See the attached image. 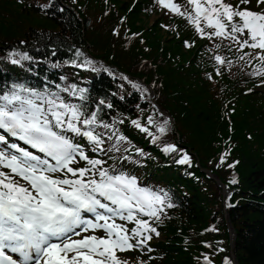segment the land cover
<instances>
[{
    "label": "snow or ice",
    "instance_id": "1",
    "mask_svg": "<svg viewBox=\"0 0 264 264\" xmlns=\"http://www.w3.org/2000/svg\"><path fill=\"white\" fill-rule=\"evenodd\" d=\"M155 4L161 11L182 17L199 37L212 42L207 51L219 65L232 63L218 54L227 41L229 51L233 47L240 51V60H258L261 66L252 75L264 77V0H256L258 10L248 7L251 0L236 4L231 0H155ZM115 34H120L119 29ZM184 43L192 46L187 40ZM245 48L251 51L244 52ZM75 56L84 57L82 63L71 61L77 67L93 63L80 50ZM8 59L21 64L32 57L27 52H11ZM216 72L220 73L219 67ZM87 91L74 83L57 85L55 90L12 83L0 90V264H129L117 256L118 251L143 248L153 233L160 235L150 219L158 220L164 208L173 207L168 193L142 186L137 176L115 163L106 167L107 160L89 154L119 152L120 141L128 138L121 133L111 147L104 148V136L112 140L113 135L97 129L118 132L116 121L109 124L101 118L103 99L95 110L89 109ZM148 91L143 88L144 93ZM147 123L155 124L160 135L168 131V119L157 124L149 116ZM132 124L152 136L153 143L160 139L138 120ZM136 151L144 154L142 149ZM163 151L183 152L177 163H191L188 153L175 144H165ZM227 156L225 151L221 163ZM235 163L239 162L228 167ZM231 183H237L236 179ZM205 260L213 264L207 255ZM225 264H229L227 259Z\"/></svg>",
    "mask_w": 264,
    "mask_h": 264
},
{
    "label": "trees",
    "instance_id": "2",
    "mask_svg": "<svg viewBox=\"0 0 264 264\" xmlns=\"http://www.w3.org/2000/svg\"><path fill=\"white\" fill-rule=\"evenodd\" d=\"M88 1L90 0H77L76 4L77 7L80 5L79 9L84 8L86 17L89 13ZM142 12L140 9L128 15V26L133 31L143 26L140 17ZM143 13L148 15L145 11ZM29 14L33 13H12V16L19 17L14 22L0 20V34H12V39L16 41H28L31 31L35 26H40L45 31L42 37L47 39L49 37L45 34L48 30L57 32L56 29L61 28L59 33L62 38L54 39L52 46L59 45V42L66 45L70 40L74 44L83 41L80 22L71 12L62 15V22L51 24L29 21V18L33 17ZM112 23V19H108L104 26L101 25L89 34L94 52H101L105 56L109 51H114L116 60H124L128 55L136 56L138 53L132 47L126 48L124 41L112 34ZM30 26L32 30H28ZM69 31L71 35L68 37ZM161 35L158 24L151 26L145 33L151 48L147 55L155 59L157 71L134 74L142 76L147 82L156 81L162 94L159 98L161 106L169 109L181 123L182 133L193 141L192 147L202 156L210 158L214 148H221V145L215 143L224 141V138L230 135V124L221 119V111L226 96L234 94L233 84L221 89L228 81L225 74L209 81L203 75L204 66L195 57L194 50L184 52L182 41L176 38L167 40L168 45L163 46ZM59 50L61 52L62 48ZM144 54L145 52L142 55ZM246 105L237 116L232 117L234 133L231 136L233 141L237 142L235 153L243 156L240 169L245 188L249 191L247 198L251 200L231 210V214L237 216L236 219L246 227V230L239 232L238 243L243 264H264V156L256 152L259 145H264V114H261L264 113V106L249 101H246Z\"/></svg>",
    "mask_w": 264,
    "mask_h": 264
}]
</instances>
